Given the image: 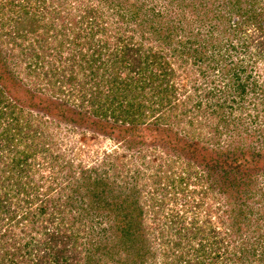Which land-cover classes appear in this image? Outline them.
I'll return each instance as SVG.
<instances>
[{
    "label": "trees",
    "instance_id": "trees-1",
    "mask_svg": "<svg viewBox=\"0 0 264 264\" xmlns=\"http://www.w3.org/2000/svg\"><path fill=\"white\" fill-rule=\"evenodd\" d=\"M84 1L85 7H75L81 11L76 16L62 7L66 0L50 6L45 0H0V264H152L158 255L142 213L145 202L154 203L156 190L162 203L165 198L169 219L157 238L164 245L158 264H264V188L248 189L264 176V128L255 134L242 122L248 103L255 111L248 115V125L264 114V101L254 102L264 97L259 90L264 82L258 84L255 67L244 58L228 62L243 52L264 64V0H222L229 9L224 13L237 17L236 22L224 20L210 0ZM89 1L107 2L119 27L107 29L103 11ZM170 10L176 19L167 18ZM210 18L217 21L204 27ZM195 24L197 32L219 30V24L227 29L225 58L216 56L212 40L211 49L201 45ZM22 49L31 59L51 57L59 69L61 64L74 87L66 92L81 90L82 108L24 85L8 66L23 55ZM172 58L215 63L222 83L218 96L213 86L205 106L198 101L179 111ZM51 81L46 85L54 87L56 81ZM147 97L156 100L152 112L146 101L140 102ZM163 109L167 115L158 114ZM33 114L72 123L118 144L158 151L181 162L182 170H166L164 177L152 173L156 190L151 188L149 200L141 194L138 173L128 186L117 180L118 169L81 165L78 177L56 191L52 179L40 176L37 163L29 161L32 154L17 150L21 140L36 135L31 133ZM226 130L235 139L224 145ZM57 155L46 156L52 161L63 157ZM146 205L154 211V205ZM173 205L186 207L185 213L173 212ZM199 211L205 214L203 221ZM187 214L192 215L189 223Z\"/></svg>",
    "mask_w": 264,
    "mask_h": 264
},
{
    "label": "rangeland",
    "instance_id": "rangeland-1",
    "mask_svg": "<svg viewBox=\"0 0 264 264\" xmlns=\"http://www.w3.org/2000/svg\"><path fill=\"white\" fill-rule=\"evenodd\" d=\"M80 1V2H79ZM83 1V3L81 2ZM214 1L215 4L213 6L216 7V12H221L224 15H221L224 17V20L230 21L231 18L233 21H238L237 17L229 16L225 14L224 12H227L229 9L227 7V3L223 2L222 0H210ZM229 1V0H228ZM56 4L55 0H45V5L50 6V4ZM86 1L84 0H66L64 5L62 7L67 8V12L74 15H80L81 11H78L75 9L76 6H78V3H81L86 5L84 3ZM91 2V1H89ZM105 4H102L100 2L92 1L91 4H94L95 6H99L101 10L104 13V22H107V29L110 27L111 30H114L115 28L119 27L118 22V16H111V10H107V2H104ZM212 3V2H211ZM83 7V6H82ZM50 10V9H49ZM57 10H60L62 12L61 8H57ZM65 10V9H64ZM63 10V11H64ZM41 12V10H40ZM66 12V13H67ZM190 13L191 11L188 10ZM168 17L167 18H174L175 12L170 10L169 12H166ZM62 14V13H61ZM108 15V16H107ZM217 14H215L216 16ZM214 16V15H213ZM189 20H195L196 17L193 16V14H188ZM217 18H210L206 21L208 22V25H204V27L210 26V21H215ZM117 20V22H116ZM217 21V20H216ZM221 25V26H220ZM114 27V28H113ZM196 29V24L194 25ZM131 28L133 26L131 25ZM216 28V27H215ZM213 29L212 31L206 33L204 29H202L200 32L199 40L201 42V45L208 46L209 49H211L210 42H214V48L215 53L218 54L216 56H219L220 58H225L224 55H227V53H223L222 50L224 44H226V39L229 36V33H227V29L222 28V24H219V30ZM109 29V30H110ZM206 29V28H205ZM116 30V29H115ZM249 30L252 32L254 29L249 27ZM51 35V32L48 34ZM245 35V33L242 35V37ZM227 36V37H226ZM246 38V36L244 37ZM225 39V40H224ZM224 40V41H223ZM220 42H223L220 43ZM166 49V48H165ZM22 56L17 57L16 60L12 61L11 63H8L9 68H11L12 72L18 73L16 74L19 79L22 81V83L26 86H35L37 90V94L39 95H46V96H52V97H58V99L67 100V102L71 105H73L76 109H81V90L74 89V91H70L71 88H74L70 84H68L67 77L62 73V65H60V68H58L57 65H55V61L51 57L46 58H32L28 57L29 55L26 54V50L22 49ZM219 50H222L221 53L218 52ZM167 51H169L167 49ZM67 53V50H66ZM63 53V56L67 58L68 53ZM242 56H239L240 52H236L233 54L232 60H229L230 65L236 61V59L244 58L246 61V64L250 63L251 66H254L253 70V76L257 79L258 84L264 82V64L263 61H259L257 58L256 62L254 60H250L248 55H245L243 52ZM18 54V53H16ZM28 60H35V63L37 64L34 66H30V62ZM172 62L171 69L175 71V77L174 81L176 83V86L178 88L176 95L174 96V100L176 99V103L179 104L178 108L179 111L184 108H191V106L194 105V102L201 101L202 107L206 104L203 103L206 101V95L207 92H211L213 86L215 87L214 93L215 96H218V92L220 91V88H222V83L220 79V74L217 73L216 64L213 63L212 65H209V61H205L201 63H194L192 60H189L188 62H180L176 59H169ZM61 61H64V59H61ZM15 62V63H14ZM60 63V61L58 62ZM15 64V65H14ZM29 66V67H28ZM207 66H210L208 68V71H205L207 69ZM56 68L57 74L53 75V70ZM212 67H214V71L212 70ZM79 72V68H76V73ZM79 80H82V73H78ZM58 78V79H57ZM63 78V79H62ZM52 80L51 82H55L56 84L54 87L46 85V82ZM58 80V81H57ZM61 80V81H60ZM63 81V82H62ZM216 85V86H215ZM260 87V86H259ZM58 88L60 90H64L63 94L58 91ZM264 90V84L263 87H260L259 89ZM196 95H194L195 93ZM60 93V94H59ZM71 93V94H70ZM88 93V92H87ZM257 95H259L261 92H256ZM56 94V95H55ZM154 100V99H153ZM150 100L149 97L141 99V103L145 102L147 108L150 112H152V109H157L156 105H151L152 103L156 102ZM264 101V97L261 96L257 98L254 102L255 103H261ZM126 102L129 104V101ZM158 102V101H157ZM159 103V102H158ZM248 103V102H247ZM246 103V104H247ZM245 106V111L242 114V122L244 127L247 128V130H252V132H255V134H258V128H264V114L261 115V118H258L256 120V123L251 125H248V115L252 116L255 111L254 107L251 106L249 103ZM261 105L258 106L257 109L261 110ZM0 109L4 111V106H0ZM87 110V109H86ZM239 112V109L236 111V113ZM167 113L165 112V109H163L160 113ZM151 113H149L150 115ZM156 115V114H155ZM167 115V114H166ZM23 120L26 121L27 118H24V113L22 114ZM36 116V120H35ZM201 118H203L201 116ZM33 121L31 122V133L36 134L34 139H27V140H21L18 144L17 150H20V152H23L24 154L31 153V157L29 158V161L37 163L34 167L35 170H38L39 175L42 176L44 179L51 178L50 184L56 189V191L60 190L62 186L66 184L67 180H74V178L78 177L79 166H84L86 168H90L91 170H111V169H118L117 170V180L121 183L123 182H129L128 186H131L130 182H132L133 176L138 173L141 182H140V191L143 195L144 199H148V197L152 196L151 188L153 190H156V187H154L152 183V179L150 178L152 173H155V175L164 177L165 171H175L179 172L182 170V164L178 161H170L169 158L164 157L161 153L158 151L154 152L150 149H145L142 146H136L132 147L133 145H129L126 142H120V144L115 143L111 139L98 137L96 135L91 134L89 131H86L78 126H74L72 123H68L66 121H58L56 118L53 117H46L45 115H34L33 114ZM197 122H200V120ZM185 122L183 121L180 126H178L179 129H182L184 127ZM208 125V124H207ZM206 130V128H205ZM228 132V130H226ZM228 133H224L221 135L222 143L224 145L229 144L231 142L230 139H235L232 136H229ZM16 150V151H17ZM49 150V151H48ZM52 153L57 156H60V154L63 155V157H58L56 161H52L50 157H47V153ZM72 162V168H68L69 164ZM34 171V170H31ZM112 171V170H111ZM158 174H156L157 172ZM140 172V173H139ZM25 180V179H23ZM152 180V181H151ZM258 181L255 183V180H253V185L248 188L249 190H253V192H256L260 187L264 188V176L262 178H258ZM193 179H191V182ZM190 182V181H189ZM255 183V184H254ZM152 193V194H151ZM157 194H153V201L152 202H145L146 204L154 205L155 209L152 211L151 207H148L145 204L143 213H142V223L143 227L148 233V240L150 239L152 241V246H154L156 249V259L152 264H158V262H161V259L159 256L161 251L164 248V245L161 244L160 240L157 241V238H160V232L161 230H164L166 226L169 224L168 216L165 214V198L164 203H162V193L158 190H156ZM56 194V193H54ZM53 194V195H54ZM161 206H160V205ZM171 207V206H169ZM175 208V209H174ZM173 212H177L176 209L179 210L181 213H185L186 207H180V206H172ZM158 213V215H154V212ZM180 214V213H179ZM181 215V214H180ZM187 222L189 223V219L191 218V214H187ZM197 215L201 218L203 221L205 219V214L202 211L197 212ZM156 219V220H155ZM156 222H159L160 226L157 225ZM163 224H162V223ZM165 222H167L165 224ZM209 225V224H207ZM105 227V224L102 223V228Z\"/></svg>",
    "mask_w": 264,
    "mask_h": 264
}]
</instances>
